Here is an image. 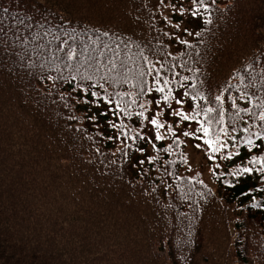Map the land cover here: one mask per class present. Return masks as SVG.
<instances>
[{
    "label": "trees",
    "instance_id": "16d2710c",
    "mask_svg": "<svg viewBox=\"0 0 264 264\" xmlns=\"http://www.w3.org/2000/svg\"><path fill=\"white\" fill-rule=\"evenodd\" d=\"M204 3L193 15V0H0V264H264V0ZM46 29L88 48L79 70L61 41L31 39ZM37 43L55 55L38 59ZM105 44L133 74L141 53L162 64L174 99L135 81L78 89ZM117 93L136 100L130 115ZM190 137L215 188L189 173Z\"/></svg>",
    "mask_w": 264,
    "mask_h": 264
},
{
    "label": "snow or ice",
    "instance_id": "6c2138e0",
    "mask_svg": "<svg viewBox=\"0 0 264 264\" xmlns=\"http://www.w3.org/2000/svg\"><path fill=\"white\" fill-rule=\"evenodd\" d=\"M194 10L192 11L193 15H197V12L195 11V8H204L206 9L208 7L207 4L204 3V0H193ZM104 36H107L108 33H103ZM51 36V40L48 41V44H51L52 41H61L58 45L57 51H64L65 48L67 49L63 59H61V63H66V66H70L71 63H76L77 70H79L80 64L84 63L86 61V57L84 53L88 52V48H83L82 51H77L75 45H69L68 40H61V36L59 34L52 35L50 29H46L43 31V33L37 32L32 36V40H43L44 37ZM69 39H72V37H69ZM25 44H30L31 41L27 40V38L24 41ZM182 43H186V41H182ZM38 49L43 51H38ZM32 52L34 55L37 56L39 59L41 55H49V58L51 59V56L55 55V52H52L51 49L47 48V45L42 43H37L35 46L32 47ZM98 56H92L90 55L87 57V59L91 60L92 63L89 64V67L93 68L92 73L85 72L81 79L91 81L92 83L90 85H84L77 84L76 87L80 89L81 91L87 92L90 87H100L103 88L105 91L107 89L105 88V83L110 84L111 86L115 87L118 83H129L132 84L133 81H135V87L138 88V95L143 96L144 95V89L147 87V91L149 93L155 91L158 93H161L160 99L156 100L155 103L159 104L161 101H163L165 104H168L171 100L174 99L173 97V90L171 87H169V84L171 81H169L167 76H161V69L164 67L162 64L160 65V68H157L156 65L151 61L147 56L143 55L141 53L140 59L143 61V66L137 65V68L135 69V74H133V70L127 68L125 66V62H121L120 57V51L119 49H113L110 48L107 44L104 45L103 48L98 49ZM106 53L110 54L106 56ZM74 57H79L78 61H74ZM127 59V58H126ZM106 62H102L105 61ZM29 63L35 67L36 65L32 63L30 60ZM53 65L55 64V61H52ZM41 67H47L43 60H41ZM152 77V85L148 86L147 77ZM49 80L55 79L53 76L49 75L47 77ZM72 80H76L77 76L72 75L70 77ZM183 79H188L187 77H184ZM103 81V83L101 82ZM91 95L93 97L97 96L98 93L93 91L91 92ZM124 93H117L116 94V105L119 108L121 112H123L125 115H130L128 108L131 107V104H135L136 100L132 99V94H127L130 98V103H126L124 107H120L121 105V97L124 96ZM185 96L188 95L187 92L184 93ZM200 99H203L202 96L199 97ZM104 99L108 103H112V100L109 99L107 96L104 97ZM197 99L196 96H193V100ZM215 100L217 102H221V97L218 95L215 97ZM151 101H146V103ZM175 103L177 105H180L183 103L180 99H175ZM139 107L141 108V111L136 113L139 117H144V113L146 111L145 106L143 104H140ZM235 107V104L233 105ZM213 111L212 108H207L204 110L205 114L211 113ZM158 115V114H157ZM175 115L180 117L181 119L187 121V120H196V118L200 115V112L194 111L191 114H187L183 111H176ZM261 119H264V112L261 113ZM153 128H155L156 135L155 139L160 140L162 139V136L160 135L159 129L164 127L163 124L160 123V121L156 118V116H152L151 119L148 121ZM211 122V121H210ZM199 123V121H197ZM113 127H116V125H113ZM169 132L172 131L171 128L168 129ZM197 131H202L205 135V137L209 134L208 127L204 126L203 124H200V126L197 128ZM186 136L189 135V133H184ZM205 143L209 145L210 148L215 149L214 141L210 139H205ZM248 143H251V141H248ZM245 171H248V169H245Z\"/></svg>",
    "mask_w": 264,
    "mask_h": 264
},
{
    "label": "rangeland",
    "instance_id": "374dc122",
    "mask_svg": "<svg viewBox=\"0 0 264 264\" xmlns=\"http://www.w3.org/2000/svg\"><path fill=\"white\" fill-rule=\"evenodd\" d=\"M187 157L189 163L190 175L201 171L206 182L215 188V182L212 179L208 159L206 157V148L204 142L198 138H188L186 142Z\"/></svg>",
    "mask_w": 264,
    "mask_h": 264
}]
</instances>
